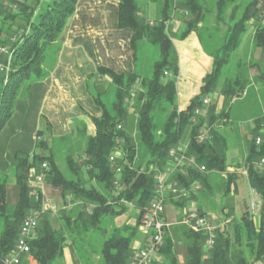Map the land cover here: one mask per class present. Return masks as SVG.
Listing matches in <instances>:
<instances>
[{
	"label": "trees",
	"instance_id": "16d2710c",
	"mask_svg": "<svg viewBox=\"0 0 264 264\" xmlns=\"http://www.w3.org/2000/svg\"><path fill=\"white\" fill-rule=\"evenodd\" d=\"M1 1H6L7 4L8 0ZM30 1L9 0L10 10L3 4L0 6V12H4L2 18L5 17V21L10 20L9 23L14 20L16 14L23 15L20 16L23 23L19 24L17 31L11 32L5 44L0 43L8 47V54L3 59L6 60L8 55L10 57L9 70L6 75L0 77V153L10 149L9 143H14L17 138L16 135L12 136V133L8 135L4 133L14 117L21 92L25 86L38 83L47 76L45 64L48 60V50L61 36L78 2V0H35L32 3ZM154 1L159 2L158 17L154 21H149L141 16L136 0H118L117 27L131 31L129 42L133 55L136 53L138 42L146 38L157 47L159 58L153 62L152 72L148 77H141L136 72L98 67V72L109 77L114 99L108 107L101 100V94L93 95V101L100 109V114L90 117L94 130L93 134L87 135L84 140L82 154L79 155L81 161L73 157L72 153L68 155L66 163L70 175L65 176L51 152L37 156V151L22 150L20 147L23 138H17L19 141L10 149L13 152L7 164L5 159L0 160V264H3L4 256L11 252L19 226L27 212L40 208V192L36 200L30 196L29 179L35 173L38 174V166L42 161L49 163L44 183L60 187L62 192L67 191L72 195V201L81 200V204H75L72 208L76 215L73 220L75 226L71 224L70 217L66 216V210L61 211L66 219L67 230L82 227L98 231L104 236L100 248L103 264H126L132 251V241L142 234L138 229L139 216L147 210L153 199L154 173L169 163L168 149L179 142L187 132L191 141L189 152L196 155L197 161L205 165L206 170L191 169L184 175L176 174L171 178L177 181L180 188L188 189L196 182L200 185L199 189L191 192L187 198H180L174 203L182 205L191 196L198 201L195 211L207 215L208 209L216 207L213 200L216 194L212 192L216 185L223 188V194H219L221 199L235 191L231 184L234 183L236 175L226 172L227 142L218 135L215 120L226 117L228 105L234 97L244 94L245 80L239 74L240 70H237L244 65L239 61L233 76L229 79L223 78L222 81L221 72L229 56L238 48L251 19L257 20L250 37L252 46L264 49V15L261 13L264 0H213V8L207 7L208 0ZM6 9L9 11L6 12ZM228 9L227 20H223ZM212 10L218 21H225L227 24L223 41L217 54L216 52L213 54L212 70L203 77L200 92L191 98L186 109L178 110L176 103L178 65L172 37L168 33V23L173 14L179 11L184 27L176 36L183 39L190 31H196L198 28L202 30V27L206 26L207 17L213 13ZM9 23L5 25L4 30L9 29ZM12 33L16 34L14 38ZM98 72L93 75H98ZM138 80L143 87L142 92L133 88ZM256 80L264 82V64ZM220 82L219 87L222 88L225 105L219 114H215L212 105L209 104L205 118L195 116L192 119L194 109L202 106L203 97L211 96ZM131 90H134L136 97L134 109L137 119L134 139L126 129V101L131 95ZM259 94L264 103V88H261ZM160 112H164L165 115L161 124L156 122V114ZM204 122L211 126L212 138L206 143L199 144L194 137ZM117 124L122 125L121 130L117 129ZM36 134L40 137L39 146L46 148L42 143L44 142L42 131L38 129ZM248 135L250 139L243 156V165L250 188L259 196V208L254 214L247 206L239 219H232L231 236L225 228L223 230L217 228L215 243L211 249L205 247L206 235L203 232H195L182 224L184 239L189 241L185 264H231L232 260L237 264H249L251 261L264 260V163L261 165L259 163L264 159V140L260 144L255 143L256 136L264 139V125L261 124V119L256 121ZM116 137L122 139L118 147L115 143ZM139 144L143 147L141 154L136 147ZM121 148L125 152V160L118 159L122 172L118 178L120 191L115 193L116 186L113 184L115 173L109 166L108 156L112 151ZM23 153L25 155H22ZM141 160L144 162H140ZM222 172H226L225 177L220 176ZM8 176L15 179L17 189L16 201L11 207L7 198ZM121 198L133 205L132 208L137 212L136 223L108 230L103 223L104 218L124 213L128 206L124 203L117 204ZM87 204L92 205L90 211L86 210ZM116 206L119 209H116ZM226 216L229 217L227 214ZM225 218L227 217L223 219ZM63 240L64 236L59 230L53 231L47 224L41 227L38 225L36 234L29 241L28 255L37 264H52L62 256ZM171 243L166 230L164 243L159 250L162 260L159 262L156 260L154 264H177ZM231 245L235 248L234 254H231Z\"/></svg>",
	"mask_w": 264,
	"mask_h": 264
},
{
	"label": "rangeland",
	"instance_id": "374dc122",
	"mask_svg": "<svg viewBox=\"0 0 264 264\" xmlns=\"http://www.w3.org/2000/svg\"><path fill=\"white\" fill-rule=\"evenodd\" d=\"M30 1V0H29ZM35 0H31L30 2H34ZM111 0H80L78 9L76 14L70 18L69 25L66 29L65 36L67 38H70L74 35L76 40L80 41L84 40L85 42H81L80 46L76 48L78 54H84V52H87L85 47L87 49H90L92 51L95 50L100 57H103L105 54V50L107 49V52H109L110 48H108V45L105 44V37H104V29H106V24L110 22V15L113 13V3ZM243 1V0H242ZM6 2V1H5ZM136 2L139 5V12L142 14L144 19H147L149 21H154L158 17V1L154 0H136ZM2 4L3 2L0 1ZM9 0L7 1V4L5 7L10 10L9 7ZM213 6V0L207 1V7ZM209 7V8H210ZM263 7V3H262ZM154 8V9H153ZM213 8V7H212ZM264 8V7H263ZM6 9V10H7ZM7 10L6 12H8ZM15 10V9H14ZM5 12V13H6ZM16 12V10H15ZM211 13L208 17L206 22V26L202 27L201 29H197L196 32L198 36L201 39V44L203 45L205 50H208L210 52H213L217 54V50L220 47V44L223 41L224 32L226 30L227 24L225 21H218L214 15V11ZM229 9L227 13L225 14L223 20H227ZM177 14L179 11L176 12ZM4 12H0V43H4L7 41V37L11 34V32L17 31L19 24H22V20L20 16L16 14L14 20L10 22V20L5 21V17H3ZM174 14L171 17L169 22L174 21ZM9 29L4 30L5 25H8ZM251 25L248 23V29L244 33V35L241 38V42L238 46V48L232 52L231 56H229L226 65L223 67L222 74H221V81L224 79H229L230 76H233V73L237 70L243 71V66L240 68H237L239 64H237L239 61L244 65V63L247 61V54L249 46V38H250V31H251ZM208 29H207V28ZM250 27V28H249ZM207 29V30H206ZM10 30V31H8ZM112 30H109L111 32ZM168 33L170 36H173V33L170 30V26L168 24ZM13 38L16 36L14 33H12ZM71 39V38H70ZM125 38H119L117 37V41L115 42V46L113 49H116L120 52L124 53H132L133 50L130 47L125 48L124 41ZM120 41L123 45H121L122 50H120V46L117 45V42ZM91 43L90 44H88ZM61 42L59 41L56 44H52L50 47V50L48 54V60H46L45 69L48 73L51 71L48 83L49 93L47 95L46 102L44 103V107L42 109L40 108L41 104V93L43 91V88H46V86L43 84V81L47 79V76L38 83L30 84L29 86H25L24 90L21 92V96L19 98V102L16 104V110L14 117L11 119L9 124L7 125V129L5 130L6 135L9 133H12V136H17V138H23L22 145L20 148L22 150H32L37 151V156H42L43 154H49L51 152V155L53 158L57 161L59 167L67 176H69L68 167H67V158L69 153L73 155V157L77 158L81 161V155L84 140L87 135H90L92 133V121L90 119L91 115L90 113H94V111H91L90 108H88L86 105H84V102L76 101L72 99L74 96L69 92L68 88H88V93L93 95L101 94V100L106 106H110L111 101L114 99V90L111 88L110 79L107 77L106 74L100 73L97 71V64H102L105 66L104 62L101 59H96L93 61L94 67L97 68L96 72H98V75L91 74L92 77L82 76L79 74V72H76L75 69L72 67H69V61L61 63H57V54L58 49L60 47ZM112 46V45H110ZM138 47L136 50V53L133 55L135 57V66H136V72L141 77H148L150 76L152 72V64L155 60L159 58V53L157 50V47L153 45L151 42H148V40L142 39L137 44ZM74 46H71V48ZM84 51V52H83ZM176 55V53H175ZM6 54L4 55L5 58ZM177 60V55H176ZM87 71V69H86ZM85 71V72H86ZM167 78V77H166ZM218 86H221V82ZM54 88V89H53ZM55 88H62L65 90V96L62 100V102H66L67 99L70 100V108L67 110L69 112L68 116L70 117H64L60 118L58 106L56 105L54 99L53 92ZM135 90H138L139 92H142V85L140 84V81L138 80L134 87ZM222 88H215L210 96L212 108L215 109L216 105L218 103L221 104V109L224 107V97L221 93ZM216 92V93H215ZM30 93V95H29ZM213 94V95H212ZM55 100V99H54ZM134 103H136V97L134 95V90H131V95L126 101V119H127V132L130 134L132 139L135 138L136 133V119L137 115L135 113L134 109ZM64 104V103H63ZM67 104V102L65 103ZM229 110V125L233 127V134L229 138H226L227 142V151H226V163L228 165H232L233 163L239 162L241 159V156L244 153V134L245 131L242 130L241 122H246L247 118L251 114L258 113L260 114V108L258 104H256L255 100L251 99L250 96L247 97H239L236 100L232 101L228 105ZM257 114V115H258ZM76 116H79L82 118L80 119L78 117L77 120ZM165 115L164 112H160L156 114V122L161 124L163 122ZM59 121V122H58ZM216 127V126H215ZM40 129L42 131V137L44 139V145H46V148L39 146L38 140L34 139L36 137V131ZM14 141L18 142L19 139ZM13 145V142H12ZM138 149V153H143V147L141 144L136 146ZM12 148V147H11ZM25 153V152H24ZM22 155H25V154ZM144 162V160L140 161ZM143 168V166H141ZM85 172V170H82ZM85 174V173H84ZM221 176V175H220ZM222 177V176H221ZM237 193L231 192L228 197L220 198L219 194H223V188L218 187L216 185L212 192H215L216 196L214 197V201L216 202V207L208 209L207 213L210 215V217L215 221L214 217L218 218H224L228 217L226 216L230 214H233L235 220L239 219L242 212V207L247 205L250 207L251 202H254L255 200L259 202V196L257 194H254L248 185L247 180L242 177L239 181ZM16 193L17 189L16 186L12 183H9L7 185V198L9 206L11 207L14 202L16 201ZM192 198L191 196L189 197ZM233 204V207H232ZM231 205V206H230ZM176 215L177 218H179L182 215V207L176 206ZM132 208L131 205H128L124 212L129 211V209ZM232 209V211H231ZM234 212V213H233ZM207 214V215H208ZM132 216V215H131ZM135 217V214L133 215ZM132 216V217H133ZM226 228V227H225ZM222 229V228H221ZM73 239L76 241L75 246H77L78 249L83 251L82 257H88L91 258V255L93 256V253L90 255L87 253V255L84 253V250H86V245L88 247H92L95 251L96 244L95 242L89 241V238L85 237L84 235H72ZM95 241V239H94ZM231 254H234L235 248L233 245L230 246ZM80 257V255H79ZM93 256L92 258H94Z\"/></svg>",
	"mask_w": 264,
	"mask_h": 264
},
{
	"label": "crops",
	"instance_id": "0c3cea01",
	"mask_svg": "<svg viewBox=\"0 0 264 264\" xmlns=\"http://www.w3.org/2000/svg\"><path fill=\"white\" fill-rule=\"evenodd\" d=\"M1 1V0H0ZM79 1L77 2L76 9L72 16L76 14ZM108 1V0H107ZM113 3V13L110 15V22L106 24V29H104V37L105 41L108 45V48H110L109 52H107V49L105 50V54L103 57H100L96 53L95 50L87 49L85 47L87 52H84V54H78L76 48L80 46L81 42H85L84 40L79 39L80 41L76 40L74 35L70 38H67L64 33H66V29L69 25L70 18H68L66 26L59 37L57 41L54 42V44L61 42L60 47L58 49L57 54V63H63L66 61H69V67L75 69L76 72H79L82 76H90L91 74L96 72V69L99 66H103L102 64H97V68L94 67L93 61L96 59H103L102 61L105 63L104 67L111 68L115 71H128V72H136V66H135V57L133 56V52L130 54L128 53H122L116 49H113L115 46V42L117 41V37L119 38H125L123 41L125 44V48L130 47V35L131 31L126 28H118L117 22H116V10H117V3L118 0H111ZM110 1V3H111ZM4 6L6 5V2L2 3ZM2 5V6H3ZM1 6V3H0ZM154 9V8H153ZM262 15H264V8L261 10ZM141 14V13H140ZM142 16V14H141ZM174 21L169 22L170 30L173 33V36H171L172 44L175 50V53L177 55V65H178V73L176 76V103L178 110H184L188 106L191 98L198 94L200 92V87L202 85V79L203 77L212 70L213 66V52H210L208 50H205L203 45L201 44V39L198 36L196 31H190V33L184 37L183 39L178 38L176 35L180 33V31L183 29V19L176 12L174 13ZM249 24L251 25V33H253L254 27L257 25V20L251 19L249 21ZM249 27V28H250ZM109 30H112L109 32ZM251 37V35H250ZM249 46L248 54H247V61L244 63L243 71H238L241 76H243L245 80V89L244 94L239 97H247L250 96L251 99L255 100L256 104H258L261 113H255L248 116L246 122H241L242 130L245 131L244 134V153L241 156V159L239 162L233 163L232 165H228L226 167V172L228 173H235L236 178L234 183L231 184V188H234L235 191L233 193H237L239 181L242 177L246 179V169L243 165V160L246 152V147L248 143V139H250L249 132L253 128L254 124L258 119H261V124L264 125V103L263 98L260 96L259 92L261 88H264V82L256 80V76L259 73V70L263 67L264 64V49L259 47H253L251 38H249ZM88 44L91 45V43L88 42ZM112 45V46H110ZM117 45L120 46V50H122L120 41L117 42ZM71 46H74L71 48ZM131 48V47H130ZM94 59V60H93ZM63 61V62H62ZM97 61V60H96ZM64 64V63H63ZM258 64V66H257ZM87 69V71H86ZM86 71V72H85ZM137 73V72H136ZM51 74V71L47 75V79L43 81V84L46 86V88H43V91L41 93V106L40 108L44 107V103L46 102V99L48 98L47 95L49 93L50 88H48L49 83V77ZM68 88L69 92L74 96L72 99L80 102H84L83 104L86 105L88 108L91 109V111H94V113H90L91 116H98L100 114V109L96 107L92 94L88 93V88ZM221 88V87H216ZM54 89V88H53ZM65 90L62 88H55L53 95L56 105L58 106L59 110V117L60 118H66L69 114L67 110H69L70 106V100L67 99L66 102H62L64 98H66ZM216 93V92H215ZM213 95V94H212ZM239 97H234V100H236ZM211 102V100H210ZM64 103V104H63ZM211 104V103H210ZM212 105V104H211ZM214 113L219 114L221 111V104L218 103L215 107ZM258 114V115H257ZM229 110L227 112V116L223 118H217L215 120V126L218 132V135H220V138H229L231 134H233V127L229 125ZM70 117V116H68ZM79 116H76L74 118L75 120L78 119ZM80 119L82 118L79 117ZM59 122V121H58ZM93 127V125H92ZM94 128H92L93 134ZM189 138V133L187 132L180 141H186ZM9 148H13L16 143L12 142L9 143ZM7 149L0 153V160L3 161L5 159L6 164L9 160V158L12 156V150ZM79 161V160H78ZM226 172L220 173L222 177L226 176ZM65 174V172H64ZM70 175V174H69ZM67 176V174H65ZM33 177H30L29 184L31 186ZM247 180V179H246ZM15 185V179H13L12 176H8L7 179V185L9 183H12ZM248 182V181H247ZM249 185V184H248ZM250 187V185H249ZM252 191V189L250 188ZM120 191V188H116L115 193H118ZM40 195H41V204L39 205V209H30L27 214L31 212H37L39 215V227H41L43 224H47L48 227L52 228L54 230H59L60 233L64 236L63 240V250H62V256L61 258L57 259L52 264H103L100 258V248L101 243L104 238L102 233H98V231L92 230V229H83L80 228H74V229H68L66 227V219L63 217V213L61 212L62 209L66 210V216L70 217L71 224L75 226L74 219L76 218L75 212L73 211V206L75 204L80 203L81 200L76 199L72 201V195L69 194L67 191L62 192L60 187H56L50 184H47L46 182L40 186ZM231 194V193H230ZM173 198L169 197L165 201L164 205V212H163V218L164 220L169 224L168 229V235L171 238V244H173V251L176 254V263L177 264H185L186 262V253H187V244L189 241L187 239H184L183 236V226L181 223L182 217L185 214L186 211L189 209H197L198 207V201L196 199H187L185 200L182 205H178L174 203ZM126 205V204H125ZM176 206L182 207V215L177 218L176 215ZM231 206V205H230ZM233 207V204H232ZM247 205L242 207V212L246 209ZM116 209H119L118 206L115 207ZM234 209V207H233ZM55 210V211H54ZM232 211V209H231ZM241 212V213H242ZM209 213V212H208ZM234 213V212H233ZM135 214V217L133 216ZM136 214L137 212L130 208L127 212H122L121 214L114 215L112 217H105L103 220L104 225L108 228V230H111V228H119L125 224H135L136 223ZM133 217H132V216ZM215 219L219 230H223L225 227L226 230L229 231V234L231 236L232 233V224L231 220L234 219L233 214H231L229 217L223 219V218H216ZM47 222V223H46ZM78 222H76V225ZM222 228V229H221ZM73 234L84 235L85 237L89 238V241L92 243L95 242L96 249L93 250L92 247H88L86 245V250H84V253L87 255L89 253L90 255L93 253V256L91 255V258L88 257H82V252L80 249L75 246L76 241L72 240ZM95 239V241H94ZM146 241V236L142 233L139 237L135 238L131 243V248L134 249L136 247L142 246ZM82 253V254H81ZM80 255V257H79ZM162 260V256L158 255L157 262ZM20 264H37V262L30 256V255H24L21 259ZM231 264H237L234 260H232ZM249 264H264V260H256L251 261Z\"/></svg>",
	"mask_w": 264,
	"mask_h": 264
},
{
	"label": "built area",
	"instance_id": "2783aa9c",
	"mask_svg": "<svg viewBox=\"0 0 264 264\" xmlns=\"http://www.w3.org/2000/svg\"><path fill=\"white\" fill-rule=\"evenodd\" d=\"M8 54V47L0 44V77L6 75L9 70L10 57L4 60L3 57ZM210 104V96H205L202 99V106L194 109V117L201 116L206 117L207 107ZM117 129H122L121 124H117ZM211 126L204 122L197 130L194 137L196 143H206L211 140ZM36 140H40L39 136L34 137ZM264 139L261 136L255 137V143L260 144ZM122 139L120 137L115 138V143L118 146L121 145ZM190 138L186 141H179L175 145L168 149L169 163L166 164L161 170L154 173V195L147 210L143 212L139 217L138 229L146 236L144 246H139L132 249L128 256L126 264H154L158 259L159 250L164 243V235L169 224L163 218L164 205L168 196L174 200L180 198H187L191 192L199 189L198 182L192 184L188 189L180 188L175 179H171L176 174L184 175L188 170L205 171V165L199 164L196 155L189 152ZM118 159L125 160V152L121 149L112 151L108 156L109 166L115 173V180L113 184L116 188H120L119 175L122 172V166L118 163ZM260 165L264 163V159L260 160ZM48 164L46 161H42L38 166V174L35 173L32 179L31 189L29 191L30 196L33 199L38 198V192L40 186L44 183L46 172L48 171ZM255 194V192L252 190ZM131 205L124 199H119L117 204ZM91 204H87L86 210L90 211ZM259 208V202L254 201L250 204L251 213L257 212ZM55 211V210H54ZM181 223L186 225L189 229L195 232H203L206 235L205 247L211 249L215 243L216 230L218 225L209 214L202 215L195 211V209H189L182 217ZM39 225V215L37 212H31L27 214L21 221L18 234L15 239L13 248L9 254L4 256L3 264H20L24 255L29 252V241L34 237Z\"/></svg>",
	"mask_w": 264,
	"mask_h": 264
}]
</instances>
